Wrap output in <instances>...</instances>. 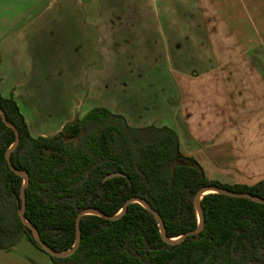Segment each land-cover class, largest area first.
Listing matches in <instances>:
<instances>
[{
  "label": "trees",
  "instance_id": "trees-1",
  "mask_svg": "<svg viewBox=\"0 0 264 264\" xmlns=\"http://www.w3.org/2000/svg\"><path fill=\"white\" fill-rule=\"evenodd\" d=\"M0 110L19 133L0 113V251L24 238L42 250L21 220L25 178L10 163L29 178L26 221L57 253L73 250L85 210L113 217L129 200L141 199L160 214L172 240L198 228L195 197L203 188L264 198V180L247 186L209 179L195 158L182 153L169 127L135 128L124 116L95 108L55 136L34 138L17 102L1 92ZM111 174L125 177L105 181ZM201 205L204 231L178 245L165 241L154 214L134 203L116 221L83 217L77 250L63 258L48 255L54 264H264V204L212 193Z\"/></svg>",
  "mask_w": 264,
  "mask_h": 264
},
{
  "label": "crops",
  "instance_id": "crops-1",
  "mask_svg": "<svg viewBox=\"0 0 264 264\" xmlns=\"http://www.w3.org/2000/svg\"><path fill=\"white\" fill-rule=\"evenodd\" d=\"M1 1L0 92L17 102L33 137L55 136L105 108L135 128L173 129L182 153L209 168L211 180L247 186L264 180V0L36 1L45 4L37 18L49 23L64 6L82 8L77 21L83 29L89 22L94 37L90 50H62L70 69L79 65L82 73L71 83L65 121L38 128L32 122L42 118L40 109L30 112L26 103L34 94L31 71L16 55L29 56L30 28L2 52L1 24L10 19L1 15Z\"/></svg>",
  "mask_w": 264,
  "mask_h": 264
},
{
  "label": "rangeland",
  "instance_id": "rangeland-1",
  "mask_svg": "<svg viewBox=\"0 0 264 264\" xmlns=\"http://www.w3.org/2000/svg\"><path fill=\"white\" fill-rule=\"evenodd\" d=\"M36 1L39 0L1 1V15L3 14L7 20L10 19L8 23L1 24V36L5 37L1 38V50L4 52L2 49L4 43L18 41L14 39L19 35L18 31L24 32V27L30 28L25 34L28 36L26 50H30L29 56L25 58L22 52L16 55L22 57L21 64L31 71L32 83L28 86V93L34 94H31L30 98L27 97V107L30 112L33 109L30 107L40 109L42 117L40 120H34L32 126L59 127L65 121L66 108L74 97L71 83L79 79L78 75L82 73L79 72V65L72 68L73 70L70 69L71 64L67 61L69 52L62 50H90V45L94 41L93 29L89 22L85 29L78 23L83 17L82 8L79 10L69 6L62 7L61 11H57V18H54L53 23H49L48 17L39 19L37 17L45 4L36 5ZM21 42L20 50L24 47ZM77 55L71 54L73 59L77 58ZM103 65L102 73L106 72L105 63ZM21 73L19 72L17 76H21ZM25 73L23 71V75ZM70 75L75 77L69 78ZM122 79L125 80L124 76ZM73 89L75 91L76 87ZM203 169L207 175H213L210 174L209 168ZM0 264H54V262L47 253L24 238L11 251H0Z\"/></svg>",
  "mask_w": 264,
  "mask_h": 264
},
{
  "label": "water",
  "instance_id": "water-1",
  "mask_svg": "<svg viewBox=\"0 0 264 264\" xmlns=\"http://www.w3.org/2000/svg\"><path fill=\"white\" fill-rule=\"evenodd\" d=\"M0 113H1L4 121L7 123V125L9 127L13 128L16 131V135L19 136V133L15 129V127L7 122L4 112L2 110H0ZM18 143H19V139L17 140L16 144L11 148V151L18 145ZM10 152L8 153V158H10ZM10 166H11V169L14 172H16L18 175L23 176L25 178V183H24V186H23L22 191H21V196H22V199H23V206H22V208L20 210L21 220H22V222H24L26 225H28L33 230L34 237H35L36 241L38 242V244L40 245V247L42 248V250H44L50 256H53V257H56V258H63V257L70 256L79 247L80 241H81L80 222H81L83 217L88 216V215H97V216H100V217H105V218H107L108 220H111V221H116V220L120 219L127 212L128 206L131 205V204H134V203H139L144 208H146L147 210L151 211L154 214V216L156 217L157 221L160 224L161 233H162L163 238L165 239V241H167L171 245L181 244L186 239H188L189 237L200 236L201 233L204 231V228H205V217H204V214H203V209H202L201 202L203 200V197L208 195V194L217 193V194H222V195H225V196H228V197H231V198L248 199V200H251V201L259 203V204H264V198H261L259 196H255V195L250 194V193H238V192H233V191H230V190L219 189L217 187H206V188H203L202 190H200L198 192V194L195 197V206H196V210H197V214H198V218H199V226H198V228L196 230H193V231L183 235L181 238L170 240V239L167 238L165 224H164V221H163L162 217L160 216V214L157 211L153 210L151 208V206L147 202H145V201H143L141 199H138V198L131 199L125 204L122 212L119 215H117V216L106 217L101 212L95 211V210H85V211L81 212L79 214L78 218H77V234H78V237H77V242H76L73 250H71L70 252H67V253H57V252L53 251L51 248H49L41 240V237H40V234L38 233V231L36 229H34V227L31 226L26 221V219H25V211H26L25 190H26V187H27V185L29 183V178H28V176L25 173L16 171L11 163H10ZM118 177H125V176L122 175V174H111V175H109V176H107L105 178V181H108V180H111V179H114V178H118Z\"/></svg>",
  "mask_w": 264,
  "mask_h": 264
}]
</instances>
